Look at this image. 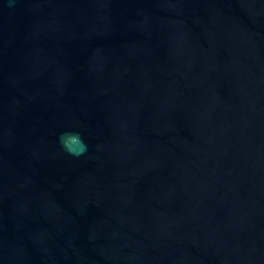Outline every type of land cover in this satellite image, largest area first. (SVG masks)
Instances as JSON below:
<instances>
[{
  "label": "water",
  "instance_id": "95a60500",
  "mask_svg": "<svg viewBox=\"0 0 264 264\" xmlns=\"http://www.w3.org/2000/svg\"><path fill=\"white\" fill-rule=\"evenodd\" d=\"M0 264H264V0H0Z\"/></svg>",
  "mask_w": 264,
  "mask_h": 264
},
{
  "label": "clouds",
  "instance_id": "9594fccd",
  "mask_svg": "<svg viewBox=\"0 0 264 264\" xmlns=\"http://www.w3.org/2000/svg\"><path fill=\"white\" fill-rule=\"evenodd\" d=\"M66 136H67V133H61L60 137H59L60 143L64 146L65 150L72 152L75 155H79L80 153H82L86 150L87 145L84 144V142L82 140H80L78 133L75 134L73 137L79 143V149L76 151H73V149L69 146L67 140L65 139Z\"/></svg>",
  "mask_w": 264,
  "mask_h": 264
}]
</instances>
